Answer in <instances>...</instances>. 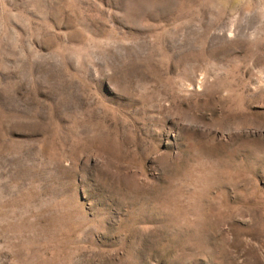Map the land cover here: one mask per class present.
Returning <instances> with one entry per match:
<instances>
[{
    "label": "rangeland",
    "instance_id": "obj_1",
    "mask_svg": "<svg viewBox=\"0 0 264 264\" xmlns=\"http://www.w3.org/2000/svg\"><path fill=\"white\" fill-rule=\"evenodd\" d=\"M0 264H264V0H0Z\"/></svg>",
    "mask_w": 264,
    "mask_h": 264
}]
</instances>
